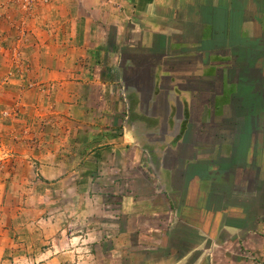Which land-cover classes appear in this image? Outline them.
Returning <instances> with one entry per match:
<instances>
[{
  "label": "crops",
  "instance_id": "obj_1",
  "mask_svg": "<svg viewBox=\"0 0 264 264\" xmlns=\"http://www.w3.org/2000/svg\"><path fill=\"white\" fill-rule=\"evenodd\" d=\"M119 109L121 134L113 135L103 116ZM4 112L7 141L28 146L24 139L38 138L37 148L10 155L9 176L48 182L94 172L106 152L119 158L118 143H128L122 158L154 153L167 189L208 188L252 170L249 191L258 198L264 0H49L29 12L0 0ZM212 152L220 160L206 170L199 160Z\"/></svg>",
  "mask_w": 264,
  "mask_h": 264
},
{
  "label": "rangeland",
  "instance_id": "obj_2",
  "mask_svg": "<svg viewBox=\"0 0 264 264\" xmlns=\"http://www.w3.org/2000/svg\"><path fill=\"white\" fill-rule=\"evenodd\" d=\"M121 111L103 116L113 135L121 134ZM28 139L15 144L0 132V264H264V191L251 197L252 170L208 188L170 190L158 179L154 153L138 158L126 149L122 158L129 144L118 143L120 157L106 152L94 172L48 182L9 176L10 155L38 147L36 136ZM214 153L197 157L206 170L219 163ZM229 182L235 201L224 196Z\"/></svg>",
  "mask_w": 264,
  "mask_h": 264
},
{
  "label": "built area",
  "instance_id": "obj_3",
  "mask_svg": "<svg viewBox=\"0 0 264 264\" xmlns=\"http://www.w3.org/2000/svg\"><path fill=\"white\" fill-rule=\"evenodd\" d=\"M49 0H20V6L24 12L33 10L39 4H47Z\"/></svg>",
  "mask_w": 264,
  "mask_h": 264
},
{
  "label": "bare ground",
  "instance_id": "obj_4",
  "mask_svg": "<svg viewBox=\"0 0 264 264\" xmlns=\"http://www.w3.org/2000/svg\"><path fill=\"white\" fill-rule=\"evenodd\" d=\"M225 256V255H224Z\"/></svg>",
  "mask_w": 264,
  "mask_h": 264
}]
</instances>
